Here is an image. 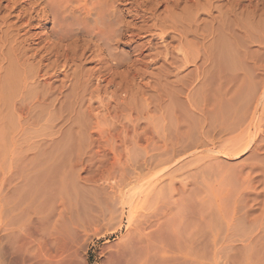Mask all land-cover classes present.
I'll return each mask as SVG.
<instances>
[{
	"label": "rangeland",
	"instance_id": "obj_1",
	"mask_svg": "<svg viewBox=\"0 0 264 264\" xmlns=\"http://www.w3.org/2000/svg\"><path fill=\"white\" fill-rule=\"evenodd\" d=\"M18 1L24 4L23 0ZM206 1L208 0H199L202 5ZM8 2L11 6L13 5L12 0H0V264H128L130 259L129 263L133 261V264H264V213L262 214L264 194H262V185L260 181L258 182L261 177L259 176L260 169L255 170L257 160L252 157V153H244L234 158L222 156L218 160L213 159L217 153L211 150L214 152L212 153L208 149L206 150L210 154L206 150H204L205 154L204 151L201 153L194 148H192L193 151L188 149L185 152L178 148L177 152H169L173 154H165L160 149H163V145L169 138L164 143L162 137L157 138L158 135H155V132L151 130L147 131L148 134L146 133L147 139L146 135L142 134L137 138L139 143L135 142L124 147L115 136L109 138V135L104 132L107 127L112 130L113 124L106 113L108 112L105 110L106 108L102 109V104H98L99 100L96 99L98 103L95 102L94 97L93 102L91 101L92 107L88 103V99L80 103L75 98V92L73 91L72 94L69 88H64L66 92L63 90L66 99L62 94L57 104L25 103L24 105L23 103L20 105L17 103V106H14L16 104L13 102L14 105L11 104L9 97L6 98L10 95V88L6 86V90V81L4 82V78L7 79L9 65L6 63L7 70H4L3 20L4 16L11 12L9 21L15 22L18 11L7 7ZM118 3H120L121 9L125 8L122 7L125 3L123 0H119ZM213 5L212 15L217 17H215L214 23L211 22L212 18L209 16L210 14L208 15L209 12L206 14L201 12L203 9L199 8L201 32L206 27V31L203 32L207 33L211 26L216 30L215 26L219 21L221 23L222 19V16L218 15L219 12L227 8L224 12L233 9L236 13L239 12V19L237 18L239 21L241 19L245 23L248 21L247 28L252 36L256 31L261 34L259 26L262 19L259 18L262 13L264 14V0H215ZM160 8L162 9L163 6ZM220 9L222 10L220 11ZM206 22L210 24H206ZM220 23L216 26L219 30L222 24ZM34 24L36 28L32 30L33 32L39 30L37 23ZM206 25H208V30ZM47 26L49 28L52 23ZM254 27L256 30H251ZM24 33V30L20 31L22 37L25 36ZM257 33L254 35L255 37L259 36ZM142 34L144 33L138 36L137 43L150 38L149 35ZM208 37L210 36L205 39V41L209 40L206 41V45L213 44L212 35L210 38ZM125 38L127 40L125 36L123 42ZM254 40H252L253 43L248 41L249 44L245 40L241 41H244L245 45L247 44L249 53H251L249 54L250 58L261 59L260 44L255 43ZM158 41L159 39H154L156 44H160ZM227 41L231 44L234 42L233 48L230 50L232 56H230V60L237 65L232 63L234 64L232 67H234L229 72L225 71L222 76L228 80L229 86L232 87L231 91L235 86L236 89H239V98L241 95L245 98L247 93L244 94V91L247 88L250 90L245 92H252L253 84L244 81L243 85H240L244 74L242 72L249 71L250 74L251 70L244 56L239 50H236L235 43L237 42L231 37ZM34 43L31 45L33 48L36 46ZM120 45V50L128 51L127 46ZM234 51L236 52L233 53ZM236 55L238 59L240 57L239 60L236 59ZM234 58L235 61H233ZM198 61L199 66L203 65L201 60ZM240 61H242L241 64ZM86 63V68L95 65L90 59ZM161 63L155 64L156 66L152 65V68L148 69L149 72L154 73L145 77L149 80L144 78L140 82L141 78L138 77L139 81L136 79L135 86H140L139 83L143 81L152 83L154 80L152 84H155L158 90L163 88V92L168 91L169 96L172 97L171 95L174 96L175 93H172V87L167 88V84L171 85L168 82L172 83L176 77L169 75L167 81L163 80V86L158 85L157 87L158 76L155 69ZM198 65L190 64L184 68V73L182 72L180 77H184L189 82L195 79ZM236 66L240 68L238 69ZM202 67L204 69L206 67L207 70L206 64ZM125 68L122 67L118 70L117 78V82L123 80V85L127 84L124 82L127 76L123 71ZM241 68L243 71L240 70ZM212 70L208 71L211 74L204 71L207 76L209 75L204 84L195 81L198 88L195 87L194 91L198 96L194 91L190 93V96L192 100H198V104L201 99L200 103L205 100L209 104L210 101L209 110L211 112L214 110L213 114L210 112L212 117L214 114L216 117H221L222 113L219 110L216 112L213 106L215 96L218 97L216 88L219 85L216 84H219V78L215 72V75L213 74ZM232 70H235L234 73L231 72ZM187 72L190 74L188 73V75ZM191 73L192 76H190ZM151 75L154 79L150 78ZM211 75L214 76L211 77ZM184 78L182 79L184 80ZM207 82L209 85L206 84ZM198 84L200 85L198 86ZM224 86L226 90L227 86ZM203 87L208 89L204 90ZM201 89L205 92H202ZM224 89L223 91H225ZM151 91L149 94L154 90ZM187 93L189 94L188 91ZM4 94L6 95L5 99ZM102 94L103 92L100 94L101 98L108 97L104 101L106 104L109 99H112L111 109L114 106L113 102H118L121 97L126 96V93L122 91H119L115 97L111 93H108L106 97V94L103 96ZM109 94L113 97L111 98ZM72 95H74V99ZM79 95L81 96L82 93ZM118 95L119 97H117ZM87 96L86 98H88ZM183 96L185 97H180L181 99L179 98L178 101V98L174 96V101L170 106H167L169 100H165L166 103L163 105L168 110L167 124H170L173 117L175 120L174 114L172 115L173 111L177 110L176 112L179 114L185 108V113L183 111L181 114L183 122L186 121L184 114H187V111L192 114L188 108L190 106L187 105L186 95L183 94ZM226 102L231 103L225 99L223 104L228 105ZM225 105L224 107L228 108L229 105ZM230 107L233 108L232 103ZM192 117L199 118L197 114L196 117L195 114H192ZM158 118L157 123L158 120L162 121L160 117ZM140 122L143 123V121ZM163 123H158L159 127L163 126ZM173 123L171 122V124ZM162 129H159L161 133L164 132ZM173 129L167 130L166 133L173 132ZM149 135H154L155 140L151 139L150 142ZM173 137L171 136L172 139L169 140L175 141L176 136ZM161 151L162 153H160ZM194 151H197L198 154L194 155ZM211 153L212 156H210ZM199 155L205 157L197 159ZM211 157L212 160L208 161ZM200 164L201 167L197 168ZM202 165L204 166L202 167ZM251 165L254 170L250 167ZM248 175L249 178L251 176V182L248 181ZM245 177L248 182L244 180ZM156 185L162 189L161 201L157 200V202L152 199L146 203L143 198L144 194ZM210 190L218 193L216 195H219V201L213 199ZM218 204L219 207H217ZM219 208L221 211L218 210ZM164 211L167 214H164ZM134 215H140L137 216L138 218L142 215L150 216L145 224V232H147L145 234L153 237L154 243H151L150 255H140L138 260H136L137 257L135 259L128 258L127 261L122 253V247L128 241L129 222ZM260 215L262 216L259 217ZM47 257L54 260L48 261ZM142 257L144 260L141 259Z\"/></svg>",
	"mask_w": 264,
	"mask_h": 264
},
{
	"label": "bare ground",
	"instance_id": "obj_2",
	"mask_svg": "<svg viewBox=\"0 0 264 264\" xmlns=\"http://www.w3.org/2000/svg\"><path fill=\"white\" fill-rule=\"evenodd\" d=\"M118 1L119 0H23V4L21 1L20 3L18 0H12V6L10 5V2H8L7 7L13 8V10L18 11V13L16 12L17 20L15 22H12L11 20V22L9 21V17L12 14L11 12L7 13L3 20L4 70L6 69V63L9 65L7 68L9 69L7 79L4 78V82L6 81L5 89L7 90L6 86H9L10 88V95H8L9 93L7 94L4 92L8 95L6 96L4 94V99L5 96L6 98L9 97L11 104H16L14 106H17V103L20 105H23V103L24 105L25 103L35 105L57 104L58 99L64 94V88H69V91H72V94L75 92V98H77L80 103L85 101V99H88L87 101L91 106L94 97L95 102L99 100V103L98 101L97 103L103 105V107L101 105L102 109L106 108L105 110L108 111L106 113H108V117L113 124L112 130L107 127L104 132L109 135V138H114L115 136L116 139L120 140V144L124 145V147H128L137 142V138H139L140 135H146L147 131L151 130L152 132H155V135H158L157 138L161 136L164 143L168 138L171 140L173 134L174 137L176 136L175 141H170L168 139L163 145V149H160L165 154L174 153L178 148L184 150V152L188 149L194 148L201 153L208 149L217 153V155L213 156V159L218 160V158L220 159L222 156L234 158L244 153H252V157L257 160L255 165L256 168H254L255 170L260 169L259 176L261 177L258 182L260 181L262 185V194H264V14L262 13L260 18L258 17L260 20L262 19V21L260 22V28L258 27L261 34L258 31L259 36L257 37L254 36L257 31L255 34L253 33L254 37L251 32H249L247 28L248 25L246 24L248 21L245 23L243 19L240 21L238 20V11V13H236L233 9L228 8L229 10L224 12L227 10L226 7V10L220 9V11L222 10V13L219 12L220 14H218L222 16H220L222 18H220L222 24L217 19L222 25H220V30L216 27L219 23L215 26L216 30L211 25L209 26H211L212 29L209 27L210 29L208 30V25H206L208 32L204 33L203 31H206V27L204 28L205 30L203 29L201 32L202 29L200 28L202 26L199 24L200 9H203L201 12L203 11L206 14L209 12L208 15L210 14L209 16L212 18L211 22L214 23L216 16L212 15V9L214 6L213 1L215 0H208L203 5L200 4L199 0H123L125 2L123 3L124 6H122L125 7L124 9L119 7L120 3H118ZM162 6L163 8L161 9L160 7ZM242 15L240 16L242 17ZM210 17L207 18L210 19ZM249 19L251 18L249 17ZM249 21L251 22V20ZM35 22L37 23V28H39V30L33 32L32 30L36 28L34 24ZM50 23H52V26L48 28L47 25ZM207 23L208 22H206V24ZM254 23L255 22L253 21V24ZM255 27L251 30H256ZM22 30L25 32V36L23 37L20 35V31L22 32ZM141 33H144L142 35H149L150 38L147 36L148 39L141 43H137L138 36ZM211 35L214 40L211 39L212 43L214 42L215 44H209V46L206 45L208 39L206 41L205 39L207 36L211 37ZM125 36L127 37V40L125 38L126 42H123ZM225 37L228 39L231 37L237 42L235 43L237 49H235L241 52L251 70L249 74V71H247V73L242 70L243 68L240 69L243 71L242 74L244 73L241 82L242 84L240 85H243L244 81H248V84H253L252 92H245L246 90H250L247 88L244 91V94L247 93V96L243 95L245 98H243L242 95L239 98V89L237 88V90L234 85L235 89L233 88L234 90L232 89L231 91L232 87L229 86L228 80L224 79V76H222L225 71L229 72L234 67H232V65L236 64L230 60V50H232V44H234V42L231 44L229 42L230 40L227 41L228 39ZM154 39H159L160 42H158L160 44H156ZM240 39L245 40L247 44H249L248 41L251 42L252 40H254L255 43L258 42L261 47L259 51H261L260 54H262V58H250L249 54L251 53H249V49L246 46L247 44L245 45L243 43L244 41H241ZM33 43L36 45L34 48L31 46ZM120 44L127 46L128 51L120 50ZM133 52H135L134 55ZM235 52L236 51L233 53ZM237 55L236 59L239 60L240 57L238 59ZM88 59L95 64L91 68H86L85 66ZM198 60H201L204 66L205 64L207 65V70L206 67L205 69L202 67L203 65L200 64L201 61L199 63L201 66L198 65ZM233 61H235V58ZM160 62H162L160 66L158 65L157 69H155L158 76V83L156 82L157 87L158 85L163 86V80L167 81L169 75H171V77H176V80L174 78L172 83L168 80L170 81L168 83L172 86H168L167 84V88H173L170 89L172 93H175V98H178L177 101L180 97H185L183 96V94H185L188 101L187 105L190 106L188 107L190 108L189 111H191L192 114H195V117L197 114L199 118L195 119L192 117V114H190V112L188 113L186 110L187 114H184V116L186 115V121L183 122L181 120V114L183 111L185 113V108L184 110L182 109L179 114L176 112L177 110L174 109L176 111H173L172 115L174 114L173 116H175V120L173 119L174 117H171V122L174 123L171 124L170 122L171 125L169 123L167 124L168 110L163 104L166 103L165 100H169L167 106H170L171 102L174 101L173 94H170L172 96L170 97L168 91L165 90L166 92H163V88H161L162 90H158L155 84H152L154 80H151L152 83L150 81H143L144 83H139L140 86H135L136 79L139 81L138 77L141 78V82L146 76L154 74L149 72L148 69L152 65ZM193 63L198 65L196 67L198 71L194 70L197 71V74L195 73L197 76L195 79L190 80V82L182 77L184 80H187L184 81L180 75L182 76L184 73V68H187L190 64L193 65ZM241 63L242 61H240V64ZM245 66H247V64ZM122 67H126L125 70H123L127 75L124 80V82L127 83L126 85H123V80L122 82H117L119 76L118 70ZM239 68L240 67H238V69ZM211 69H213V74L215 72L216 76L219 78V84H216L217 86L219 85L218 88H216L218 97L215 96L216 99L215 102L213 101V106L216 112L219 110L222 113L220 115L221 117H216L215 114L214 117H212L211 113L214 110L212 112L209 110L210 101L208 104L203 98L204 102L202 103L204 104L200 103L202 100H200V98L203 96L199 98V104L198 100H192L190 96V93H192L194 88L197 87L195 81L197 80L200 84H204L209 76H207L204 71L208 72ZM234 71L235 70H232L231 72L234 73ZM188 73L189 72H187V74ZM237 73L239 72L237 71ZM185 74L184 76L186 77ZM214 75H211V77ZM190 76H192V73ZM240 77L241 76H239V79H241ZM150 78L154 79L153 75H151ZM229 78L231 79V75ZM145 80L149 79L145 78ZM215 80V82H217V79ZM211 81H213L212 78ZM209 82L206 84L209 85ZM200 84H198V86ZM224 85L227 86L226 90L224 89ZM205 88L204 90L208 89ZM5 89L4 91H6ZM223 89L225 91H223ZM151 90L154 91L149 94ZM204 90H202V92H205ZM64 91L66 92V89ZM119 91L125 92L126 96L121 97L119 101L117 99L118 102L112 101L114 106H112L111 109L110 105H112V99H109V102L106 104L104 101H106L108 97L104 98L103 94H106V97L108 96V93H111L115 97ZM70 92L67 93L70 94ZM102 92L103 98H101L100 95ZM194 92L197 94L196 91ZM232 92L235 93L232 94ZM79 93H82V95L80 96ZM72 96L74 99V95ZM86 96L88 98H86ZM117 97H119V95ZM204 97H206L205 94ZM70 98L72 97L70 96ZM225 99L228 100V102L231 101L233 108H231L232 106L230 107V102V104L226 102L229 106L223 104ZM77 100L76 103H78ZM224 105L228 106V108L224 107ZM28 106L30 107L31 105ZM158 114H160V116H157ZM158 117L162 119V121L158 120V123L164 122L163 126H161L164 130L159 127L160 124L156 121L159 119ZM140 121H143V123ZM159 129H162L165 133H161ZM170 129H173V132H169V135V133L167 134L166 132ZM149 137L150 142L151 139L155 140L154 135H149ZM169 141L170 143H168ZM143 147L146 148L145 146ZM208 150L206 151L208 152ZM162 151L160 153H162ZM170 151L172 152L169 153ZM191 151H193V149ZM196 153L197 151L194 155L198 154ZM204 153L206 154L205 151ZM212 153L210 156L213 155ZM203 155L201 157H205ZM197 157V159H201L200 155ZM211 160L212 157L208 161ZM203 166L204 165H202V167ZM253 166L251 165L250 167L252 168ZM200 167L201 164L199 167L197 166V168ZM247 178H249V175ZM244 180H246V177ZM248 181H252L251 176ZM155 187H153L154 189L151 188V191H146L144 194L143 198L146 203L150 202L152 199L156 201L160 200L162 189H160V186L159 188L158 186L157 188ZM211 189L214 190V188ZM255 189L254 191L257 192ZM213 190H210L211 195L214 197L213 199L219 201V195H216L218 193ZM235 200L237 201V199ZM217 207H219V204ZM220 209L221 208L218 210L221 211ZM263 213L264 209L262 214ZM164 214L167 213L165 212ZM168 215L170 214L168 213ZM137 216L134 215L130 219V235L128 241L122 247V253L125 258H127V261L128 258L135 259V257H137L136 260H138L140 255L147 256L151 250V243H154L153 237L145 234L147 233L145 232V224L148 222L150 216L142 215L139 218ZM261 216L262 215L259 217ZM47 258L48 261L54 260H51V257ZM141 259L144 260L143 257ZM130 261H128V264L134 263L133 261L129 263Z\"/></svg>",
	"mask_w": 264,
	"mask_h": 264
}]
</instances>
